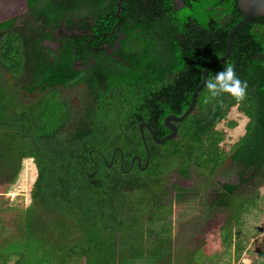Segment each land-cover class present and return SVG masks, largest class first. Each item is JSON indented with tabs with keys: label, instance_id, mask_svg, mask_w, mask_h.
<instances>
[{
	"label": "trees",
	"instance_id": "16d2710c",
	"mask_svg": "<svg viewBox=\"0 0 264 264\" xmlns=\"http://www.w3.org/2000/svg\"><path fill=\"white\" fill-rule=\"evenodd\" d=\"M26 1L27 13L19 20L0 22V49L8 64L13 63L0 68V198L8 204L16 195L21 209L38 207L46 219L54 213L56 223L71 226L69 235L56 226L40 230L48 242L66 237L65 249L53 254L55 261L79 264L83 257V264H131L129 255L148 256L145 264H195L190 256L196 248L189 250L187 261H175L181 250H171V223L166 237L156 242L154 236H143L142 226L132 228L143 218L150 223L147 218L154 212L142 206L148 197L150 208L169 213L163 178L175 169L182 176L192 171L202 177L195 184V198L210 190L209 208L224 207L234 217L240 209L241 215L252 208L259 211L258 200L264 197L258 189L264 183L263 15L233 32L230 53L205 78L233 65L236 75L247 81L245 99H211L203 84L190 112L174 122L173 138L158 144L143 128L149 157L141 170L136 161L129 166L133 155L140 165L146 156L138 123H147L157 138L169 132L163 117L185 110L202 67L224 53L226 33L243 15L237 0H120L118 17L117 0ZM43 40L54 41L55 48ZM23 93L33 96L24 102ZM231 109L245 122L225 150L220 146L224 131L216 125ZM225 122L228 127L236 124ZM23 165L30 176L24 205L22 192L6 193L21 184ZM231 173L234 182L227 179ZM175 189V205L187 202L185 192ZM243 189L250 198L247 205L241 202L247 197ZM223 222L220 240L228 252L235 234L237 257L243 223ZM3 227L0 220V242L5 243ZM249 251L248 264H264V251H257L260 258ZM220 252L219 264H229L232 254ZM20 254L2 255L0 264H23ZM209 264L218 262L213 258Z\"/></svg>",
	"mask_w": 264,
	"mask_h": 264
},
{
	"label": "rangeland",
	"instance_id": "374dc122",
	"mask_svg": "<svg viewBox=\"0 0 264 264\" xmlns=\"http://www.w3.org/2000/svg\"><path fill=\"white\" fill-rule=\"evenodd\" d=\"M9 3V0H0V4L3 5L4 7L7 6ZM6 9V7H5ZM23 6H22V0H15V12L18 13L19 11H23ZM46 46L48 45H53L51 42H45ZM47 46V47H48ZM50 48V47H49ZM10 62V61H9ZM11 67L13 63H9L7 59L2 55L1 49H0V68L1 70H4L6 67ZM5 66V68H3ZM13 67V66H12ZM8 74L5 75L7 77ZM19 94V93H18ZM48 95V92H46ZM71 94V93H68ZM32 95H29V97L23 96L24 102H27L28 99ZM71 97H74L71 94ZM26 100V101H25ZM38 105L40 102H36ZM225 120H235V125L233 127H228ZM221 121L219 124L216 125L218 129H223L224 134L223 138L220 141V146L221 148H224L225 150L229 149L230 145L236 140V138L241 135L242 133V128L243 124L245 122V118L238 112H236L234 109H231L228 114L227 118ZM14 131V130H11ZM27 160L29 163V159H24V161ZM23 161V163H24ZM25 165H23V169ZM22 169V176L24 178L18 179V181L21 182L20 185L14 186L9 188L8 192L6 193H13L16 194L17 191H20L24 194V200H23V205L29 201L28 198V183H29V175H27V171L23 172ZM170 172L166 173L164 176V180L167 181V179L170 177ZM197 174V173H196ZM217 176L219 177L220 181H223L224 177H220V173H217ZM215 176V178H217ZM227 178L229 181L234 182L235 175L233 173L229 174ZM202 177H195V184L199 183L200 179ZM31 179V178H30ZM259 191L264 195V183L261 184L258 187ZM241 192H246L244 198H241V202H243V205L249 204L250 198L248 197V193L245 189L241 190ZM16 195H14V201L9 202L6 204L4 201V196L0 198V220L1 223H3V231L2 233L5 234V240L6 242H0V257L2 255H10L11 253H21L20 257L22 260L23 264H60V261L56 260L55 261V256L53 254L56 253L59 254L62 250L65 249V240L66 237L63 236L61 239L57 238L54 239L53 237L49 239V242L46 239H42L40 233V230L50 226H56L57 230H63L66 229V232H68L69 235V230L71 226L69 227V224L67 223H56L58 222L59 216H56L54 213L53 215H48L50 219H46L45 215L47 213H41L38 207L30 208L29 210H26L25 208L21 209L19 206V199L15 198ZM212 196L213 193L209 190H205L201 192V194L198 195L195 199L198 200L195 203V199H192V202H184L182 205H175V204H170L169 208V213L166 211V209H161L160 212L157 213L155 211V207L150 208V197L144 200V204L142 205L146 209L150 210V213L154 212L152 215V219L147 218L150 223L145 222L144 218L142 223H136V225L133 223L132 228H136L137 225L142 226L141 229L144 231V237L145 235H149V239L151 238L150 236H154L155 240L160 239L162 236L167 235L168 233V227L167 223H171L170 226L172 229L170 230V233H173V229L176 231V238L180 239V242L176 243V247L180 248L179 251L181 250V253H175L177 259L175 260L178 262V260H188V253L190 252L188 250L192 249L195 247L196 249L193 250L191 253L190 259L193 261L195 264H209L211 260H213V257L215 254H211L212 252H215L218 249L219 244V234L217 235V230L218 226L220 224V221L224 219V215H226V219L229 220V223L236 224L238 223H243L239 227L238 231V236L242 235L245 236L247 239V249L250 250L251 256H253V252H255V255L260 258V255L257 253L264 251V245H263V240H264V197L261 200H258L257 205L259 208H257L259 211L254 210L253 208L251 209V212L244 211V213L241 215V209L237 213L239 215L238 217H234L235 215L229 213V210H226V208L221 207V209H215L211 208L209 209V202L212 201ZM17 197V196H16ZM8 205V206H7ZM6 206L8 208H6ZM136 211H140L141 208H138L139 205H136ZM149 207V208H148ZM133 209V208H132ZM214 210L217 212L220 211V214H216L219 219V223H207L209 220L208 218L215 215V213L210 212L209 210ZM230 209V208H229ZM226 211V212H225ZM200 214V216H197V214ZM163 214V215H162ZM187 214V215H186ZM230 214V215H229ZM229 215V217H228ZM67 214H64L62 220L65 221ZM143 217H146L145 214H143ZM157 217V218H156ZM232 217H234L232 219ZM49 220V221H48ZM207 220V222H206ZM232 220V221H231ZM237 220V221H236ZM231 221V222H230ZM144 222V223H143ZM195 222V223H194ZM71 223V222H70ZM191 223V224H190ZM190 224V227H195L194 231L192 233H188L185 230L180 232L181 227H186L187 225ZM173 225V226H172ZM192 225V226H191ZM139 226V227H140ZM221 226V225H220ZM189 227V228H190ZM116 228V227H114ZM115 230V229H114ZM147 230H151L148 232ZM62 232V233H63ZM150 233V234H149ZM156 234V235H154ZM105 235V233H104ZM100 236V235H99ZM233 238H236V235L234 234L232 236ZM163 238V237H162ZM168 238V237H167ZM106 239V238H105ZM108 239V238H107ZM182 239H184L185 242H187L188 247L183 244ZM216 239L218 241L216 242ZM90 241V240H88ZM109 244H107V248L109 249V245L111 244V239L109 238ZM155 242V241H153ZM47 243V245H46ZM216 243V246L214 244ZM157 246V244H153ZM162 245L167 246L166 241L162 240ZM221 246H223L221 244ZM106 247V244H105ZM228 245H227V250H228ZM163 250H166V247H161ZM106 249V248H105ZM106 249V250H108ZM226 250V248L224 247ZM187 252V253H186ZM202 252V253H201ZM193 254V255H192ZM203 254V255H202ZM160 256H163V253L160 252ZM14 256V255H12ZM250 256V255H249ZM37 257H40L39 260H36ZM44 258V259H43ZM149 260V259H148ZM145 261V260H144ZM245 263L250 262L249 259H243ZM189 262V261H188ZM234 263V262H232Z\"/></svg>",
	"mask_w": 264,
	"mask_h": 264
},
{
	"label": "water",
	"instance_id": "95a60500",
	"mask_svg": "<svg viewBox=\"0 0 264 264\" xmlns=\"http://www.w3.org/2000/svg\"><path fill=\"white\" fill-rule=\"evenodd\" d=\"M119 2L120 0L116 1V9H115V15L116 17H118V10H119ZM237 5L240 8V10L242 11L243 15L242 17L236 22L234 23L227 31L226 33V49L224 51V53L222 55H220L217 58H214L210 61H208L201 69V77L199 82L197 83V85L194 87V89L191 92L190 95V99H189V103L187 105V107L185 108V110L180 114V115H173V114H167L163 117L162 123L164 125V127L169 131L167 134L163 135L160 138H157L154 134L152 129L150 128V126L145 123V122H140L138 123V133L142 142V145L145 148V152H146V156L144 159V163L143 165H140V160L138 158V156L133 155L130 158V167L133 163V161H136V166L141 169L144 170L147 166V162H148V157H149V153H148V149L146 147V143H145V138H144V134H143V128H145L148 133L150 138L155 142V143H162L163 141L173 138L176 134V127L174 122L180 121L182 120L192 109L193 104H194V100H195V96L196 93L199 91V89L203 86L204 82H205V78H206V74L208 69L213 66L214 64L223 61L224 59H226V57L228 56V54L230 53V49H231V37L233 32L240 27L242 24H244L249 18L254 17V16H260L263 15L264 16V0H237ZM3 6L0 4V7ZM22 6L23 8L26 7L25 6V0H22ZM1 9V8H0ZM7 15H2L0 13V21L5 18ZM114 151V150H113ZM112 159V156H111ZM111 162V161H110ZM108 166H110V163H108ZM91 175V174H89Z\"/></svg>",
	"mask_w": 264,
	"mask_h": 264
},
{
	"label": "crops",
	"instance_id": "0c3cea01",
	"mask_svg": "<svg viewBox=\"0 0 264 264\" xmlns=\"http://www.w3.org/2000/svg\"><path fill=\"white\" fill-rule=\"evenodd\" d=\"M12 6V7H11ZM25 6L26 7H24L23 9V11L21 12V11H19L18 13H16L15 12V0H9V3L7 4V6H5L6 7V9H5V7L4 6H1L0 8V12H1V14L2 15H7L5 18H3L0 22H2V21H5V20H7V19H13V18H16V20H19L20 18V16L22 15V14H25V13H27V1L25 0ZM28 14H26V16H27ZM46 42V41H45ZM191 224V223H190ZM190 224L189 225H187L186 227H181L180 228V232H182L183 230H185L186 232H188V233H192L193 231H194V229H195V227H193L192 225V227H190ZM173 226V225H172ZM190 227V228H189ZM171 229H172V227H171ZM173 232H176L175 231V229H173ZM144 234V233H143ZM220 235V224H219V226H218V230H217V235ZM144 236V235H143ZM169 237H170V239H169V243H170V246H171V250H175L177 247H176V243L178 242H180V241H177V238H176V236H174V233H172V234H169ZM175 238H176V240H175ZM218 238H219V244H220V246L218 245V249L215 251V252H212L211 254H215V257H213L214 258V261H215V263H217L218 262V264H219V256H216V255H218L219 254V250H221V249H223V253L222 252H220V254H222V255H224V254H226V253H229L230 255L232 254V256H231V258H230V261H229V264H248V263H245L244 261H243V259L245 258V259H249V255L246 253V250H247V239L245 238V236H242V235H239V237H238V240L239 241H237V242H239V245L241 244V243H243L244 245L243 246H239L238 245V251H239V249H240V251H239V253H238V255H237V257H235V255H236V252H234V249L237 247V245H235V240H236V238H233L232 237V239H231V242H230V246L228 247L229 249H228V252H226V250L224 251V244L222 243V241L220 240V236H218ZM154 241L156 242V241H158V240H155L154 239ZM182 241L183 242H185L184 241V239H182ZM218 241V239H216V242ZM159 244V243H158ZM221 244L223 245V246H221ZM189 245H187V247H188ZM214 246H216V243L214 244ZM192 249H195V247H193ZM188 250H190L189 249V247H188ZM226 252V253H225ZM233 252H234V254H233ZM126 258H127V260L131 263V264H145V261H146V259H149V260H151L150 258H148V256H142V257H140V258H135V257H131V256H129V255H127L126 256ZM226 259V256H224V257H222L221 258V260H220V262H222V260H225ZM145 260V261H144ZM154 260V259H153ZM232 262H234V263H232ZM84 263V258L82 257L81 259H80V261H79V264H83ZM150 264H152L151 262H150ZM221 264V263H220Z\"/></svg>",
	"mask_w": 264,
	"mask_h": 264
},
{
	"label": "clouds",
	"instance_id": "9594fccd",
	"mask_svg": "<svg viewBox=\"0 0 264 264\" xmlns=\"http://www.w3.org/2000/svg\"><path fill=\"white\" fill-rule=\"evenodd\" d=\"M204 86L211 99L231 97L237 103L242 102L247 95V81H242L235 72L233 65L228 64L206 79Z\"/></svg>",
	"mask_w": 264,
	"mask_h": 264
},
{
	"label": "flooded vegetation",
	"instance_id": "af4514ba",
	"mask_svg": "<svg viewBox=\"0 0 264 264\" xmlns=\"http://www.w3.org/2000/svg\"><path fill=\"white\" fill-rule=\"evenodd\" d=\"M12 7V6H11ZM1 13V12H0ZM45 41L46 42H51V43H53V45H47L48 47H50V48H55V46H56V43L54 42V41H52V40H43L42 41V43H43V45H45L46 46V44H45ZM24 94V96L26 95V97H29V95H32L33 96V94L31 93V94H27V93H23ZM31 96V97H32ZM30 97V98H31ZM26 101V100H25ZM111 161H112V159H111ZM135 161V160H134ZM134 161H133V163H134ZM133 163H132V165H133ZM187 168V167H186ZM189 169H191L190 167H188L187 168V170H189ZM176 170V169H175ZM172 170V172H171V174H170V177L167 179V181H165V183L163 184V193L164 194H166V196H165V199H164V203L166 202V200L167 201H169V204H175V201H176V199H175V192L177 191V189H175V187L176 186H179L184 192H185V196H184V198L186 199V200H188L187 202H191V203H193L192 202V199L194 198L195 199V173H193L192 171L190 172V173H188L187 174V176H182V175H180L179 173H178V171L176 170ZM195 172V171H194ZM243 185H241V187H242ZM188 195H191L192 196V198L190 197V196H188ZM214 195V194H213ZM188 198V199H187ZM212 198H213V196H212ZM196 200V199H195ZM198 200H196L195 201V203L197 202ZM213 202L212 201H210L209 202V204H208V206L209 205H211ZM209 209H211V208H209ZM215 209H221V206H218V207H216ZM210 212H212V213H215V215L213 216V218H211V217H209L208 218V222H207V220H206V222L207 223H219V219H218V214H220L219 212L220 211H218L217 210V212L216 211H214V210H209ZM226 212V211H225ZM217 214V215H216ZM226 215L227 214H225L224 215V219H222V221H220V225H221V223H224L223 221L226 219ZM197 216H200V214L198 213L197 214ZM195 223V222H194Z\"/></svg>",
	"mask_w": 264,
	"mask_h": 264
}]
</instances>
